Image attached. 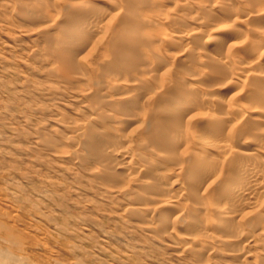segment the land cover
<instances>
[{"label":"rangeland","instance_id":"obj_1","mask_svg":"<svg viewBox=\"0 0 264 264\" xmlns=\"http://www.w3.org/2000/svg\"><path fill=\"white\" fill-rule=\"evenodd\" d=\"M0 260L264 264V0H0Z\"/></svg>","mask_w":264,"mask_h":264},{"label":"clouds","instance_id":"obj_2","mask_svg":"<svg viewBox=\"0 0 264 264\" xmlns=\"http://www.w3.org/2000/svg\"><path fill=\"white\" fill-rule=\"evenodd\" d=\"M0 264H5V262L3 260H0Z\"/></svg>","mask_w":264,"mask_h":264}]
</instances>
